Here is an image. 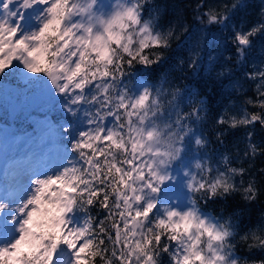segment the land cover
Wrapping results in <instances>:
<instances>
[{
	"label": "snow or ice",
	"instance_id": "obj_1",
	"mask_svg": "<svg viewBox=\"0 0 264 264\" xmlns=\"http://www.w3.org/2000/svg\"><path fill=\"white\" fill-rule=\"evenodd\" d=\"M244 7L197 0L198 32H230L217 78L264 39V8L233 23ZM201 61V36L180 20L162 28L148 0H0V93L46 113L35 148L0 151V264H264L238 254L264 255V222L245 229L238 212L206 210L237 193L257 198L264 60L232 82L245 96L239 112L230 101L211 123L221 146L248 129L235 156L209 151L206 98L170 71L157 75L166 64L196 72Z\"/></svg>",
	"mask_w": 264,
	"mask_h": 264
},
{
	"label": "trees",
	"instance_id": "obj_2",
	"mask_svg": "<svg viewBox=\"0 0 264 264\" xmlns=\"http://www.w3.org/2000/svg\"><path fill=\"white\" fill-rule=\"evenodd\" d=\"M245 7L240 9L233 18V23L251 22L259 18L261 9L264 8V0H244ZM149 10L153 14L158 15L159 24L162 28L167 29L170 24H173L180 20L191 28L193 33H197L201 36V50L202 61L201 67L193 72L191 69H185L181 72L178 68L172 70L167 64L157 69V75L164 71H170L171 76L176 77V83L181 89L194 90L200 94L201 97L206 98V104L209 109V120L205 125L207 133L212 139L213 143L209 146V151L215 150L217 153L227 151L230 155L235 156L237 150L240 154H243L245 148V134L248 129L238 128L230 131L225 138L224 145H217L215 143L214 133L211 128V123L216 115L223 110V108L229 104L230 101L235 102V107L231 109L233 112H239L243 101L244 95H240L233 90L232 82L240 79L244 71L250 70L252 64L259 63L264 60V39L257 38L252 51L248 54L246 64L236 65L235 60L229 62L227 67L232 68V74L226 75L221 78H217L216 73L221 71L224 66L223 56L232 55V46L227 43L226 39L229 37V30L220 31L216 26H212L211 30H205L203 33L198 32V28L203 27L198 25L195 21V8L197 0H148ZM147 15V13H146ZM206 38L207 43L204 44ZM183 47V45L181 46ZM178 51V50H177ZM209 54L212 57H217L215 67L209 62ZM181 57L174 56L173 63L178 61ZM209 69H212L209 72ZM13 87H17L15 81L10 82ZM247 86V85H246ZM247 96H252L253 92L249 87ZM41 107L33 105L31 102L28 106L22 107L19 115H5L0 114V120L5 121L8 125L13 127V130L22 134L23 132H29L31 135L35 134V123L30 121L31 116H45V111H40ZM254 111L255 109H251ZM50 118L55 119L54 114H50ZM253 140L256 143L264 145V129H261L259 125L253 129ZM10 154V153H9ZM233 166L239 167L237 163H233ZM244 167H248V161L244 162ZM264 167V155L258 156L254 162V169L258 170ZM248 177H245L247 181ZM257 187L259 189L257 198L254 201L248 202L241 198V195L237 193L235 196L230 197L225 202L209 203L206 206V210L213 212V214H219L221 208L226 213L238 212L239 219L245 226L255 227L257 224L264 222V177L257 174ZM238 254L251 258V259H264V255L257 254L251 256L246 247L238 249Z\"/></svg>",
	"mask_w": 264,
	"mask_h": 264
},
{
	"label": "rangeland",
	"instance_id": "obj_3",
	"mask_svg": "<svg viewBox=\"0 0 264 264\" xmlns=\"http://www.w3.org/2000/svg\"><path fill=\"white\" fill-rule=\"evenodd\" d=\"M6 83H10L6 81ZM12 88L13 85H11ZM13 96V92H9L7 95L0 93V114L5 115L9 112V104L11 102V98ZM30 101L26 100L24 96L17 94V102H16V110L14 114L11 115H19L22 107L28 106ZM40 111H44L42 108H39ZM44 117L40 116H31L30 121L35 123V127H37L38 121H42ZM35 148L37 146V132L31 135L28 131L23 132L22 134L17 133L13 130L11 125H8L4 120H0V151L4 153L5 158L8 156H12L16 153L17 149L24 150L25 146ZM10 153V154H9Z\"/></svg>",
	"mask_w": 264,
	"mask_h": 264
},
{
	"label": "water",
	"instance_id": "obj_4",
	"mask_svg": "<svg viewBox=\"0 0 264 264\" xmlns=\"http://www.w3.org/2000/svg\"><path fill=\"white\" fill-rule=\"evenodd\" d=\"M16 102H17V94L15 92H13V96H12L11 102L9 104V112L11 114H14L15 113V110H16Z\"/></svg>",
	"mask_w": 264,
	"mask_h": 264
}]
</instances>
